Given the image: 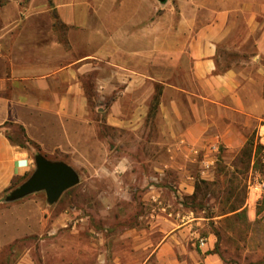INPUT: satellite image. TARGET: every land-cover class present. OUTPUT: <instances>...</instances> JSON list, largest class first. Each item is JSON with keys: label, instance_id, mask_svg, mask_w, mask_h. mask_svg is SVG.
I'll list each match as a JSON object with an SVG mask.
<instances>
[{"label": "crops", "instance_id": "0c3cea01", "mask_svg": "<svg viewBox=\"0 0 264 264\" xmlns=\"http://www.w3.org/2000/svg\"><path fill=\"white\" fill-rule=\"evenodd\" d=\"M142 2L0 0V198L30 178L39 153L80 184L81 170L125 185L140 169L160 207L134 230L146 250L156 245L134 264H224L207 253L212 238L195 245L194 212L164 196H192L214 147L238 153L256 129L264 136V0H184L189 12L165 35ZM154 233L158 243L144 242Z\"/></svg>", "mask_w": 264, "mask_h": 264}, {"label": "rangeland", "instance_id": "374dc122", "mask_svg": "<svg viewBox=\"0 0 264 264\" xmlns=\"http://www.w3.org/2000/svg\"><path fill=\"white\" fill-rule=\"evenodd\" d=\"M183 1L143 0L140 14L143 19H159L158 31L165 35L177 29L184 11L189 12L180 7ZM143 28L145 33L150 26ZM252 138L250 158L244 151ZM247 142L238 153L222 149L215 155V166L206 178L196 172L192 196L176 197L178 188L171 189L175 197L164 196L172 210L194 211L190 216L200 223L194 226L199 235L195 245L202 248L201 240L207 245L205 238H212L224 264H264V140L256 129ZM79 172L82 184L66 192L56 205H48L45 192L11 204L0 202V235L5 241L10 236L8 224L14 225L10 228L14 240L4 243L1 264H134L136 259H146L156 245L146 250L148 245H141L134 230L145 228L146 217L160 204L148 198L151 182L144 180L143 171L138 169V180L131 176L125 185H118L116 175L105 170ZM107 179L115 185L104 184ZM58 218L63 221L53 225ZM146 237L144 242L158 243L162 234Z\"/></svg>", "mask_w": 264, "mask_h": 264}, {"label": "water", "instance_id": "95a60500", "mask_svg": "<svg viewBox=\"0 0 264 264\" xmlns=\"http://www.w3.org/2000/svg\"><path fill=\"white\" fill-rule=\"evenodd\" d=\"M165 3L167 0H158ZM36 168L30 178L11 191L4 203H14L30 195L45 192L49 206L57 204L62 196L80 184V175L64 162L48 160L42 154L35 156Z\"/></svg>", "mask_w": 264, "mask_h": 264}, {"label": "trees", "instance_id": "16d2710c", "mask_svg": "<svg viewBox=\"0 0 264 264\" xmlns=\"http://www.w3.org/2000/svg\"><path fill=\"white\" fill-rule=\"evenodd\" d=\"M10 139H11V137H10ZM13 141V140H12ZM23 145H25V146H29V147H34V148H36V145L32 142V141H30V140H28V139H24V143L22 144V146ZM253 147H254V138H252V139H249V141L247 142V145H246V147H245V151H244V153L245 152H247V155L250 157V158H252V155H253ZM258 148H262L261 146H259ZM255 157H258V152H256V156ZM204 182V181H203ZM19 184H18V182H14V184L5 192V194H4V196H2L1 198H0V202H3L4 201V198L12 191V190H14L15 188H17V186H18ZM195 196V195H194ZM193 196V197H194ZM192 212H194L193 210H192ZM11 248H13L12 246H11ZM208 254H217V255H219L221 258H222V256L220 255V253H219V245H215L214 246V249H212V250H210V251H208L207 252ZM1 258H2V254H1V256H0V264H1ZM223 259V258H222Z\"/></svg>", "mask_w": 264, "mask_h": 264}, {"label": "built area", "instance_id": "2783aa9c", "mask_svg": "<svg viewBox=\"0 0 264 264\" xmlns=\"http://www.w3.org/2000/svg\"><path fill=\"white\" fill-rule=\"evenodd\" d=\"M263 140H264V136H263ZM213 150H214L212 152L214 153L213 155L207 156L203 158V160L201 161L202 162V168L200 170L201 178H206L209 175L210 170H212L215 166V163H216L215 155L220 154V149L219 147H214ZM205 245H206V242L204 240H201L200 246L204 247Z\"/></svg>", "mask_w": 264, "mask_h": 264}]
</instances>
